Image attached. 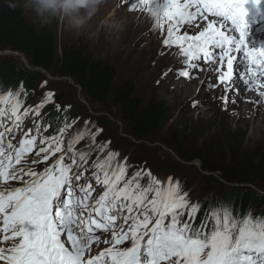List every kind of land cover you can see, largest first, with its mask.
Returning a JSON list of instances; mask_svg holds the SVG:
<instances>
[{
    "label": "snow or ice",
    "instance_id": "snow-or-ice-1",
    "mask_svg": "<svg viewBox=\"0 0 264 264\" xmlns=\"http://www.w3.org/2000/svg\"><path fill=\"white\" fill-rule=\"evenodd\" d=\"M121 6L151 17L161 48L177 58L162 79L200 81L193 109L200 92L214 91L226 112L242 92L264 107V39L252 38L253 25L264 32V0ZM26 95L23 86L0 94V264H264V217L193 202L178 178L128 162L91 120L65 116L45 135L51 125L37 117L48 102L61 110L55 93L27 106Z\"/></svg>",
    "mask_w": 264,
    "mask_h": 264
},
{
    "label": "rangeland",
    "instance_id": "rangeland-1",
    "mask_svg": "<svg viewBox=\"0 0 264 264\" xmlns=\"http://www.w3.org/2000/svg\"><path fill=\"white\" fill-rule=\"evenodd\" d=\"M2 1L0 0V3ZM110 13H115L117 17L127 16L131 23L123 30L101 25L99 22ZM25 15L37 26L51 25L55 29L59 40V53L64 43L85 47L91 56L103 58L115 67L118 72V81H133L138 94L143 99L148 100L153 95L164 99L168 104L170 115L163 129L159 130L151 140H138L132 137L130 132H125V124L116 116H111L107 107H98L97 104L89 102L82 94L81 88L72 80L45 71L36 86L35 93L27 94L24 98L26 106L38 103L47 91L54 92L56 96V93L60 91L69 90L68 99L61 104L74 107L81 116L79 122L91 120L102 128L103 133L100 139L110 140L111 147L138 168L151 170L161 178L168 176L178 178L193 202L211 198L214 193H221L227 188L220 183L211 187L207 183L209 182L206 178L208 172L201 168L200 161H184L163 144L168 133L180 131L184 133L185 145L188 148L193 151L210 149L212 153L220 157L228 156V138H235L244 148H254L264 144V107L248 102L255 96L254 93L243 94L242 92L243 99L236 106V111L226 112L222 110L219 102L213 99L220 94L218 91L208 95L200 92L199 99L204 103L201 107L193 109L190 101L197 96L200 81L173 80L171 75L166 79L161 78L163 72L177 64V58L161 48L159 31L152 30L154 21L147 14L140 16L130 14L127 8L121 6V0H107L100 15L85 32L81 33L69 32L57 21L42 23L27 11ZM88 32L95 33L94 38L89 39ZM13 59L23 62L24 57L22 54L0 51V70L5 67L0 73V84H4L2 74L7 69V62ZM203 78L201 74V80ZM158 80L159 83H157ZM45 81L46 86L42 88L41 85ZM45 112L46 109L40 116L49 119L51 116H46ZM101 116H107L110 123L103 125L98 118ZM32 119L29 120L32 121ZM41 122L44 126V121L41 120ZM59 127L60 125L57 129ZM37 170L40 168L37 167ZM85 175H90V172ZM84 182V180L81 181V183ZM12 186L19 185L13 183Z\"/></svg>",
    "mask_w": 264,
    "mask_h": 264
},
{
    "label": "trees",
    "instance_id": "trees-1",
    "mask_svg": "<svg viewBox=\"0 0 264 264\" xmlns=\"http://www.w3.org/2000/svg\"><path fill=\"white\" fill-rule=\"evenodd\" d=\"M20 3V0L0 3V49L23 54L32 68L21 60H9L2 74L4 84H0V94L19 90L20 86L27 94L34 93L45 71L72 80L89 102L107 107L111 116L125 124V132L138 140H151L163 129L170 115L164 99L154 95L143 99L133 81H118L115 67L103 58L91 56L85 47L64 43L59 53L55 29L30 22ZM69 95L67 89L56 93L55 103L61 106L59 112L53 103L45 106V114L51 116L55 126L61 127L65 116L79 120L74 107L70 105L69 110L67 104H61ZM98 118L103 125L110 123L107 116ZM163 144L184 161H200L201 168L208 172L206 178L211 187L220 183L227 188L199 200L203 207L226 206L240 215L264 217V144L244 148L235 138H228L227 157H220L210 149L193 151L185 145L184 133L180 131L168 133ZM90 159H95V155Z\"/></svg>",
    "mask_w": 264,
    "mask_h": 264
},
{
    "label": "clouds",
    "instance_id": "clouds-1",
    "mask_svg": "<svg viewBox=\"0 0 264 264\" xmlns=\"http://www.w3.org/2000/svg\"><path fill=\"white\" fill-rule=\"evenodd\" d=\"M106 3L107 0H21L19 6L42 23L57 21L69 32L81 33L90 27ZM99 23L123 30L131 21L127 16L117 17L110 13ZM87 35L92 39L95 33L88 32Z\"/></svg>",
    "mask_w": 264,
    "mask_h": 264
},
{
    "label": "bare ground",
    "instance_id": "bare-ground-1",
    "mask_svg": "<svg viewBox=\"0 0 264 264\" xmlns=\"http://www.w3.org/2000/svg\"><path fill=\"white\" fill-rule=\"evenodd\" d=\"M138 15V14H137ZM140 16V15H139ZM133 18V17H132ZM259 26V25H258ZM254 33H256V31L254 30ZM262 35V38H261ZM255 38L257 39H264V32L261 33H256Z\"/></svg>",
    "mask_w": 264,
    "mask_h": 264
},
{
    "label": "water",
    "instance_id": "water-1",
    "mask_svg": "<svg viewBox=\"0 0 264 264\" xmlns=\"http://www.w3.org/2000/svg\"><path fill=\"white\" fill-rule=\"evenodd\" d=\"M25 60H26V63H28V61H27V59L25 58Z\"/></svg>",
    "mask_w": 264,
    "mask_h": 264
}]
</instances>
